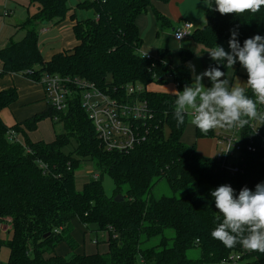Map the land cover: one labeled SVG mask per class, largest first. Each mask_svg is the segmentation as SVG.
Segmentation results:
<instances>
[{"label":"trees","instance_id":"16d2710c","mask_svg":"<svg viewBox=\"0 0 264 264\" xmlns=\"http://www.w3.org/2000/svg\"><path fill=\"white\" fill-rule=\"evenodd\" d=\"M69 1L29 0V8L35 12L17 28L24 37L19 41L12 38L0 50V77L17 74L38 83L45 74L60 75L122 95L129 85L142 84L146 91L141 98L148 102L153 117L145 125L147 139L129 153L103 148L82 107L79 90L64 112L49 107L12 127L0 117V224L9 227L11 234L0 246L9 249L7 264H222L234 253H241L239 264H264V254L245 250L240 244L226 248L211 236L220 222L211 191L223 184H230L237 194L245 186L255 190L264 182V152L246 154L244 173L231 174L217 158L204 156L182 142L188 121L186 116L185 123L177 127L175 93L149 89L153 84L172 83L176 91H182L192 83V50L180 48L176 67L166 48H159L151 59L141 52L144 39L138 17L152 9L161 28L172 27L169 18L154 7L155 2L171 0L79 2L76 8L93 11L94 17L78 20L75 9L71 19L77 45L45 61L39 45L40 27L64 22L71 11ZM205 17V25L191 34L204 53L219 42H228L230 30L238 32L241 46L247 38L264 36V7L240 16L207 8ZM225 63L215 61L212 67L226 73L230 68ZM28 71H33L32 76L25 75ZM247 95L252 97L250 89ZM18 98L14 87L0 91V114ZM46 119L55 126L61 124L63 131L50 143L32 141L29 133ZM166 128L170 132L167 138ZM12 130L20 140L9 138ZM196 135L198 139L215 137V130L204 135L196 128ZM86 164L94 165V171L79 190L76 173ZM96 173H100L97 179ZM106 174L114 182L112 196L102 183ZM161 182L173 196L154 197L153 190ZM118 195L123 201H115ZM77 222L85 228V235L95 236V240L89 236L95 252H80L81 244L74 236ZM61 244L69 248L66 255L57 253ZM101 245L107 246L105 252ZM195 248L200 257L192 259L188 252Z\"/></svg>","mask_w":264,"mask_h":264},{"label":"clouds","instance_id":"9594fccd","mask_svg":"<svg viewBox=\"0 0 264 264\" xmlns=\"http://www.w3.org/2000/svg\"><path fill=\"white\" fill-rule=\"evenodd\" d=\"M203 3L221 15L254 14L264 7V0H214V4L203 0ZM230 31V51L215 45L207 52L218 65L226 62V68H233L238 61L247 72V81L230 84L218 66L195 75L191 85L174 92L177 127L185 123L186 116H191L190 123L204 135L217 128H244L252 120L264 124V111L259 107L264 105V36L247 38L241 46L238 32ZM205 77L211 81V87L202 83ZM248 89L252 97L247 95ZM211 196L220 213L212 238L229 249L240 244L245 250L264 254V182L258 183L255 190L245 186L238 194L230 184H223L212 190Z\"/></svg>","mask_w":264,"mask_h":264},{"label":"built area","instance_id":"2783aa9c","mask_svg":"<svg viewBox=\"0 0 264 264\" xmlns=\"http://www.w3.org/2000/svg\"><path fill=\"white\" fill-rule=\"evenodd\" d=\"M4 16H9V12L5 11ZM193 31L192 23L183 22L182 26L174 31V39L182 41ZM142 54L147 59L152 58L149 54ZM32 74L33 71H28L25 75ZM38 83L44 88L49 107L60 113L68 109L76 90H79L82 107L92 121L97 137L106 151L129 153L147 139L148 130L145 125L152 119L153 114L148 102L141 98L142 93L146 91L144 85L131 84L127 87V94L122 95L117 90L110 94L94 83L60 75L45 74ZM259 107L264 111V105ZM54 120L58 121V118L55 117ZM9 138L20 140L13 130L9 132ZM214 138L217 140L215 158L222 164V168L231 174L244 173L246 154L264 152V124L257 120L250 121L244 128H221L218 133L215 132ZM94 178H99V174H94ZM1 229L10 230L0 224ZM241 259V253H234L222 264H239Z\"/></svg>","mask_w":264,"mask_h":264},{"label":"crops","instance_id":"0c3cea01","mask_svg":"<svg viewBox=\"0 0 264 264\" xmlns=\"http://www.w3.org/2000/svg\"><path fill=\"white\" fill-rule=\"evenodd\" d=\"M176 1H181V0H176ZM201 2H203V0H200ZM199 1V2H200ZM16 0H0V50L3 49L8 43L9 41L14 37L12 36V32H11V36L10 34H8V38L6 36V38H4V36L2 37L3 33L5 34V27L7 26V19L14 16L15 10L11 9V7H9L10 3H15ZM26 2L29 5V0H26ZM197 6L199 8H205L207 9L206 5L204 3H198ZM154 7L157 11L161 12L162 14H164L166 17H168V15H171L172 10H173V5H171V3H161V2H155L154 3ZM34 10V9H33ZM5 11L9 12V16L5 17L4 13ZM75 11V9H74ZM73 11V12H74ZM35 12V10H34ZM73 12H71L73 14ZM206 12V11H205ZM169 18V17H168ZM191 21H181L180 23L183 22H190L194 25V30L196 29H201L205 23H206V17H205V13L203 14L202 12L196 14V15H192L190 17ZM194 23H197L196 25ZM71 24H72V30H73V25L75 24L72 20H71ZM137 25L139 28L140 33L142 34V37L144 39V44L143 47L141 49L142 53L145 54H149L151 56H155L157 54V51L159 48H166L168 50L172 49L169 45L168 42L173 39L175 42L180 43V47L177 50V61H175V55L172 53V61H173V66L176 67L178 66V64L180 63V58H179V50L181 47H184L186 49H190L194 52V58L196 55H199L201 60H202V67L200 69H197L195 67V65L192 63L193 59L189 62V66H190V70H191V74H192V83L194 80L195 75H199L200 73L204 72L206 69H208L210 66L213 65V63L215 61H213L208 52H203V47L199 44H196L193 39L192 36L190 35L189 37L183 39L182 41H176L174 39V31L176 29H178L177 27H170V28H162L165 30H172V35H168L167 37L169 38V41L166 38L165 34V38L163 39L162 43H160V28L161 26L157 23V20L155 18V14L153 12L152 9H149L146 13L141 14L138 19H137ZM56 27L59 25H55ZM14 31H18L17 28H15ZM47 29H44L43 32H46ZM74 35V32H73ZM72 35L71 39L68 40H61V46L59 49H55L50 51L48 57L44 58L45 61H49L53 55L59 53V52H63L66 50H72L73 48H75V46L77 45V40L75 38V36ZM2 37V38H1ZM168 41V42H167ZM159 42V43H158ZM183 42V43H182ZM182 43V45H181ZM161 46V47H160ZM43 54V53H42ZM192 66H194V71ZM240 67H242L239 62L237 61V63L233 66V68H230L227 72H226V77L227 79H229L230 84H243L247 81V76L245 74H242L240 72ZM191 83V84H192ZM202 83L204 84L205 87H211V81L205 77L202 81ZM14 87L17 89L18 91V101L13 104L11 107L6 108L5 110L2 111V113L0 114L1 119L4 121V123H6V125L8 127H12L15 124L24 122L32 117H34L35 115L41 114L45 111H47L49 109V105L48 102L46 101V96H45V91L44 88L42 87V85H40L39 83L35 82L34 80H31L27 77H24L22 75H17V74H8L5 76H1L0 77V91L8 89ZM248 91V90H247ZM164 92H170V91H164ZM174 93V92H173ZM49 122L51 121L52 126H54V123L52 120L47 119ZM44 124L42 122L39 123V125ZM38 125V129L34 132L29 133V136L31 138L32 141L34 142H38V141H45L47 143H50L52 141H54L56 134L54 133L53 136L49 137L47 140H43L41 139V135H40V129ZM215 130V129H214ZM221 130V128L219 130H215L216 133H218ZM42 132V131H41ZM20 138V137H19ZM7 230V229H5ZM7 233L9 235V239L11 238V234H10V230H7ZM74 236L77 239L78 242H80L81 244V248H80V252H95L96 249L90 245L87 246L86 244V236L85 235V228L80 224V223H76L75 226V231H74ZM89 241L90 238H89ZM1 243H5L0 241ZM92 244L94 245L93 241ZM3 246H5L3 244ZM102 252H105L107 249L106 245H101L100 246ZM69 252V248L65 245V244H61L58 248H57V253L60 255H66Z\"/></svg>","mask_w":264,"mask_h":264},{"label":"rangeland","instance_id":"374dc122","mask_svg":"<svg viewBox=\"0 0 264 264\" xmlns=\"http://www.w3.org/2000/svg\"><path fill=\"white\" fill-rule=\"evenodd\" d=\"M83 1L84 0H70L69 1L68 6L71 8V11L67 14L65 21L60 23L59 26L56 27L54 24H49V25H44L43 27H40L39 45H40V49L43 53L44 58L48 57L50 51L60 48L61 40L65 41V40L72 38L73 30H72V24H71V20H72L71 12H73L74 9H77L76 7L79 4V2H83ZM199 1L200 0H181L179 2L176 0H171L169 3H171V5H173L174 8L172 10L171 15H168V17H169V20L171 21L172 26L180 28L182 26V23H180L181 21L188 20L192 22L190 19L192 15H196L200 12L204 14L206 9L199 8L197 6L198 3H203ZM9 7L15 10V13H14V16L7 19L6 21L7 26L5 27V34L3 33L2 37L4 36V38H6L7 36L8 38V34H10L11 36V32H12L11 37H14L15 41H19L24 37V32L23 31L18 32L14 30L15 28H18L22 23H24L27 20L28 15L29 14L32 15L34 13V10L33 8H29L26 0H16L15 3H10ZM76 13H77L78 20H85V19L94 17L93 11L77 9ZM194 24L196 25L197 23H194ZM44 29H47V31L43 32ZM165 34H167L166 38L169 41L170 37H167V36L172 35V30L171 29L165 30V29L160 28V37H159L160 43H162L163 39L165 38L164 36ZM168 45L172 48L170 50L175 55V61H177L176 54H177V50L180 47V43H177L173 39H171L168 42ZM216 45H220L226 51H230L227 41L219 42ZM192 61H193L192 63L195 65L197 69H200L203 65L202 60L199 55H196L195 58L193 57ZM240 72L247 76V72L243 69V67H240ZM149 89L154 90V91H170L172 93L176 91V87L172 83L168 85H163V86L153 84L152 86L149 87ZM190 120H191V116H187L188 123L184 131V134L182 136V142L186 144L187 146H189L190 148H195L198 153L204 156H208L211 158L215 157L217 154V140L214 137H203V138L198 139L196 135V127L190 123ZM42 123L44 124L39 125L40 126L39 129L42 131V132L40 131V135H41V139L43 140H47L49 137L53 136L55 132L59 134L63 131V127L61 124L52 126L51 121L49 122L47 119L42 121ZM219 129L220 128H217L215 130H219ZM169 135H170L169 129L166 128L165 137L167 138L169 137ZM93 171H94V165L92 166V165L86 164L76 173V184L79 190H81L84 184L92 177L91 173ZM96 174H100V173H96ZM102 183H103V186H104V189L107 195L112 196L114 193V187H115L113 180L106 174L103 176ZM153 195L155 198H160L162 196H173L174 193L166 185L165 182H161L154 188ZM177 196L181 197L183 196V194L178 193ZM167 234H169L171 237L174 236V233L172 231H168ZM89 236L88 235L86 236V244L87 246L90 245L93 247L94 245L92 244V241H89V238H90ZM91 238L95 240V236L93 234L91 235ZM8 239H9V235L7 233V230L1 229L0 230V241L7 242ZM9 253H10L9 249L6 246H3V245L0 246V264H7ZM188 256L192 259H197L200 257V250L198 248L192 249L188 252Z\"/></svg>","mask_w":264,"mask_h":264},{"label":"water","instance_id":"95a60500","mask_svg":"<svg viewBox=\"0 0 264 264\" xmlns=\"http://www.w3.org/2000/svg\"><path fill=\"white\" fill-rule=\"evenodd\" d=\"M115 201L116 202H121L123 201V197L121 195H118L116 198H115Z\"/></svg>","mask_w":264,"mask_h":264}]
</instances>
